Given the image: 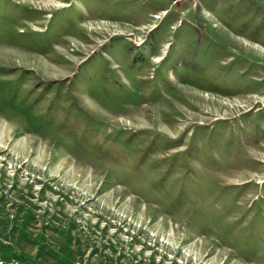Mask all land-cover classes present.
I'll use <instances>...</instances> for the list:
<instances>
[{"label":"rangeland","instance_id":"rangeland-1","mask_svg":"<svg viewBox=\"0 0 264 264\" xmlns=\"http://www.w3.org/2000/svg\"><path fill=\"white\" fill-rule=\"evenodd\" d=\"M0 253L264 264V0H0Z\"/></svg>","mask_w":264,"mask_h":264},{"label":"built area","instance_id":"built-area-1","mask_svg":"<svg viewBox=\"0 0 264 264\" xmlns=\"http://www.w3.org/2000/svg\"><path fill=\"white\" fill-rule=\"evenodd\" d=\"M0 264H27L23 259L18 257H4L0 253Z\"/></svg>","mask_w":264,"mask_h":264}]
</instances>
